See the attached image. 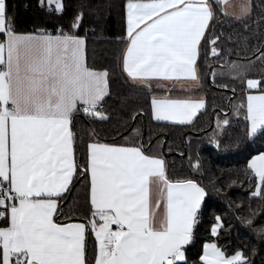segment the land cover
<instances>
[{
  "label": "snow or ice",
  "instance_id": "1",
  "mask_svg": "<svg viewBox=\"0 0 264 264\" xmlns=\"http://www.w3.org/2000/svg\"><path fill=\"white\" fill-rule=\"evenodd\" d=\"M214 2L221 5V0ZM38 3L57 14L65 8L63 0ZM252 8L244 0L242 15L231 18L245 20ZM214 17L209 0H128L125 72L141 82H198L202 42L211 43L212 56L222 55L215 47L220 37L209 41L206 35ZM82 19L83 13L77 14L72 28H79ZM85 45L84 38L63 28L55 34L45 29L18 32L14 17L8 16L7 0H0V220L6 221L0 226V264H89V229L97 242L94 264L186 262L209 195L205 187L193 179L170 180L165 161L147 155L142 146L97 139L87 145L85 165L78 162L74 116L82 112L100 121L110 119L102 107L109 94V73L88 67ZM254 55L264 58V49ZM224 67L236 71L242 66L226 61ZM216 75L224 73L214 72L212 78ZM259 85L247 80L249 89ZM203 108V99L151 100L156 121L190 123ZM247 120L249 138L264 134V93L247 97ZM248 168L257 179L251 195L260 197L264 152L253 157ZM78 171L89 177L92 219L57 223L59 201L70 192ZM161 204L165 211L157 225ZM215 221L213 236L223 227L220 216ZM200 261L248 264V257L239 250L229 256L212 242L203 245Z\"/></svg>",
  "mask_w": 264,
  "mask_h": 264
},
{
  "label": "trees",
  "instance_id": "2",
  "mask_svg": "<svg viewBox=\"0 0 264 264\" xmlns=\"http://www.w3.org/2000/svg\"><path fill=\"white\" fill-rule=\"evenodd\" d=\"M126 1L63 0L62 14L41 7L38 0H7V8L18 32L45 29L55 33L63 28L84 37L88 67L109 73V94L103 102V111L110 119L100 121L82 112L73 118L76 155L81 166L86 163L87 145L97 139L142 146L147 155L165 161L170 180L193 179L209 192L195 240L187 247L186 262L180 264H201L200 256L207 241L217 243L227 255L242 251L248 257V264H264V194L252 197L257 179L248 168L250 158L264 152V134L247 136V95L252 90L264 92V58L257 59L254 55L256 49H264V0H250L252 13L245 20L222 14V2L218 6L209 0L215 17L206 35L209 41L220 37L215 47L222 55L212 56L211 43L202 42L198 92L205 97V108L192 122L184 124L154 120L151 100L160 90L132 83L122 68L127 42ZM79 13H83L82 22L73 29L72 23ZM226 61L237 62L242 67L229 71L224 67ZM214 72L224 75L213 79ZM249 79L258 80L260 85L249 89ZM135 113L140 114L133 121L131 117ZM224 119L229 121L226 126L222 124ZM197 161L199 167H194ZM59 204L58 222L91 220L89 177L78 171L70 192ZM216 216L221 217L223 227L213 236L211 227ZM5 223L0 220V226ZM86 245V259L92 264L96 240L90 229Z\"/></svg>",
  "mask_w": 264,
  "mask_h": 264
},
{
  "label": "crops",
  "instance_id": "3",
  "mask_svg": "<svg viewBox=\"0 0 264 264\" xmlns=\"http://www.w3.org/2000/svg\"><path fill=\"white\" fill-rule=\"evenodd\" d=\"M127 2H128V0L125 3L126 31H127ZM145 2H147V0H145ZM221 2H222L223 11H224V13H227L228 16H230V17H232V16L239 17V16L242 15L241 5L244 2V0H221ZM249 2H250V0H249ZM126 36H127V33H126ZM79 37H82V36H79ZM82 38H84V37H82ZM128 43H129V40H128V37H127V42H126V45H125V48H124V51H123V55H122V68H123V57H124V54H125L126 49L128 47ZM84 56H85V61H86L85 51H84ZM95 70L103 71V69H95ZM123 70H124V68H123ZM124 72H125V70H124ZM129 79H130V81L132 83H134L136 85L150 86V87H153V88H156V89L160 90V92L154 93L152 95V98L153 97H157V98H172V99H178L179 98V99H203V100H205V97L200 92H198L199 83H200L199 81L198 82H193V81H190V80L182 78L180 80L158 79V80H152L150 82L149 81L141 82V81H134L130 77H129ZM252 80H256V79H252ZM262 93H264V92H256L255 90H252V91H250L248 93L247 97L249 95H253V96L260 95ZM168 122L179 123V122H176V121H168ZM249 126H250V122H249ZM90 143H92V142H90ZM114 144H116V143H114ZM116 145H124V144H116ZM124 146H136V145H124ZM259 154L260 153L252 156L250 158L249 162L252 160L253 157H255V156L259 155ZM158 158H160V157H158ZM249 162H248V164H249ZM153 193L156 196L159 195L158 188H156L155 186L153 187ZM156 211H157L156 222H157V225H159L160 220L164 216V211H165L164 205L161 204L160 208L157 209ZM55 220H56L57 223H84V222H79V221L58 222L57 221V217H55ZM94 237H95V235H94ZM212 242L213 241H207L205 243H212ZM96 248H97V242H96ZM234 253L230 254L229 256L233 255ZM86 254H87V245H86ZM92 264H94V262Z\"/></svg>",
  "mask_w": 264,
  "mask_h": 264
},
{
  "label": "water",
  "instance_id": "4",
  "mask_svg": "<svg viewBox=\"0 0 264 264\" xmlns=\"http://www.w3.org/2000/svg\"><path fill=\"white\" fill-rule=\"evenodd\" d=\"M209 75H210V74H208V76H209ZM63 203H64V202H62V205H63ZM89 264H91V263H89Z\"/></svg>",
  "mask_w": 264,
  "mask_h": 264
},
{
  "label": "built area",
  "instance_id": "5",
  "mask_svg": "<svg viewBox=\"0 0 264 264\" xmlns=\"http://www.w3.org/2000/svg\"><path fill=\"white\" fill-rule=\"evenodd\" d=\"M52 32V31H51ZM53 34H55V33H53ZM103 107V106H102Z\"/></svg>",
  "mask_w": 264,
  "mask_h": 264
}]
</instances>
